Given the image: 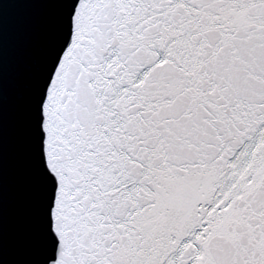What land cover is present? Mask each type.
I'll list each match as a JSON object with an SVG mask.
<instances>
[{"label":"snow or ice","instance_id":"snow-or-ice-1","mask_svg":"<svg viewBox=\"0 0 264 264\" xmlns=\"http://www.w3.org/2000/svg\"><path fill=\"white\" fill-rule=\"evenodd\" d=\"M42 106L45 264H264V0H79Z\"/></svg>","mask_w":264,"mask_h":264},{"label":"water","instance_id":"water-1","mask_svg":"<svg viewBox=\"0 0 264 264\" xmlns=\"http://www.w3.org/2000/svg\"><path fill=\"white\" fill-rule=\"evenodd\" d=\"M78 2L0 0V264H45L51 252L42 103Z\"/></svg>","mask_w":264,"mask_h":264}]
</instances>
